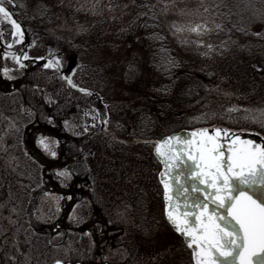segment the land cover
Returning <instances> with one entry per match:
<instances>
[{
    "label": "rangeland",
    "instance_id": "obj_1",
    "mask_svg": "<svg viewBox=\"0 0 264 264\" xmlns=\"http://www.w3.org/2000/svg\"><path fill=\"white\" fill-rule=\"evenodd\" d=\"M45 1L53 10L52 17L60 24V28H54L42 26L38 22L37 29L41 27L46 32V37H35L30 32L27 14L29 13L30 18L34 15L29 9L17 6L13 0H5V6L21 28L15 29L10 20H5L0 15V34L3 33V37H0V264H50L55 258L71 260L77 253L78 245L75 243H82L78 236H67L63 230L50 232L46 227L59 215L60 202V196L41 182L43 162L37 151L42 147L37 138L41 136V124L47 125V121L54 122V126L59 128L58 132L66 131L73 136L83 133L88 139V146L80 147L82 141L79 140L82 139L77 138V149L84 148L82 159L87 165L85 174L90 179L87 192L90 199H115V196H119L117 199H154L160 204L163 199L162 185L158 178L160 164L151 149L156 139L169 132L218 127L258 134L264 140V95L257 94L258 91L253 87L243 88L231 83L229 78L232 73L240 76L241 69L231 72L229 68L237 69L235 65L240 60L237 57L241 58V52L245 53L246 46H251V43L225 29L207 8L204 0H150L156 3L160 25L167 33L166 39L179 64L172 71L177 73L173 81L175 87L165 99L170 108L152 113L146 119L130 110L131 104L122 100V89L127 85H122L123 75L130 74L135 81L139 76L143 83L146 74L140 72L138 75L134 68L123 69L119 59L122 43L127 38L123 33L135 26L137 17L145 9L142 2L148 0ZM14 31L17 32L15 36ZM69 33L71 37L61 38H68L70 42L83 40L91 44L97 43L102 53L106 57L113 54L118 64L115 68L104 70L116 81L111 87V93L109 91L104 94L101 90L97 92L99 101L88 98L89 90H81L86 88L82 84V71L77 68L76 63L82 56L72 54V43L68 48L71 52L62 57L48 54L47 40L54 42L57 38L60 39L57 36ZM128 39L134 42L133 37ZM20 41H25L27 45L20 47ZM22 49L27 50L24 56L30 58L26 64V71H30L29 79H32L29 87H35L40 92L47 106L57 107L56 115L66 118L65 129L60 128L57 120L45 118V110L32 102L31 97L22 112L18 89L7 91L8 80L18 79L22 72ZM41 58L44 60L40 61ZM108 61L103 63L107 64ZM227 65H230L229 68ZM256 66L254 64L253 67ZM61 71L66 72V76ZM44 78L47 82L44 83L45 86H41ZM69 79L72 83H69ZM157 80L155 76V81ZM125 94L132 96L129 92ZM155 94L159 95L158 91ZM133 101L134 106L140 101L137 94ZM154 103L158 106L160 101L155 100ZM31 105H34L35 111L41 108L35 114L40 126L33 127L38 132L28 145L29 133L24 130V126L31 124L32 119L25 112H29L30 107H33ZM82 110L87 116L83 122L76 117ZM97 117L99 120H96ZM46 125L42 130H52L55 133L54 129L46 128ZM103 138L111 140L112 144L114 140L117 141L116 146L108 141L101 144ZM45 140L47 145L53 147L52 138ZM48 151L46 149V153ZM52 168L46 170L47 174L59 186L66 188L70 178L66 168ZM20 202L33 204L37 222L41 228L46 229L44 236L48 245H44L40 239L30 243L29 248L24 247L29 241L24 240V236L21 237L22 227L15 223L14 217ZM156 206L154 215L158 225L155 231L148 232L146 229L140 233H157L154 236L159 242L157 252L169 250V264L170 261H175V264L182 261L183 252L186 264H196L193 257L196 245L189 246L183 236L172 228L170 221L156 213L159 205ZM77 209H81V206L75 207ZM115 210L122 212L121 224L131 225L129 219L134 217L128 216L125 203L117 205ZM24 252H29L27 261L24 259Z\"/></svg>",
    "mask_w": 264,
    "mask_h": 264
},
{
    "label": "snow or ice",
    "instance_id": "obj_2",
    "mask_svg": "<svg viewBox=\"0 0 264 264\" xmlns=\"http://www.w3.org/2000/svg\"><path fill=\"white\" fill-rule=\"evenodd\" d=\"M0 15L10 20L15 29L21 28L5 0H0ZM192 137L177 141L183 147L161 153L168 157L164 163L169 173L183 163L185 171L175 173L177 194L183 198L185 209L191 205V212L174 211L180 200L173 203L165 181L169 221L189 246L196 245V264H264V144L220 128L213 132L196 129ZM156 151L160 152L159 145ZM185 172L193 178L191 190L186 187L188 182L181 179Z\"/></svg>",
    "mask_w": 264,
    "mask_h": 264
},
{
    "label": "trees",
    "instance_id": "obj_3",
    "mask_svg": "<svg viewBox=\"0 0 264 264\" xmlns=\"http://www.w3.org/2000/svg\"><path fill=\"white\" fill-rule=\"evenodd\" d=\"M13 1L17 6L29 9L34 15L33 18H30L28 13L27 18L30 32L34 34L35 37H46L47 35L46 32L41 30V27L37 29L38 22H40L42 26L60 28V24L58 25L56 23L59 21L52 17L53 10L47 6V1ZM204 3L220 20L222 26L232 35H237L241 40L251 43V46H246L245 53L244 51L241 52V58L237 57L240 59L235 65L237 69L233 67L229 68L231 63L227 65L230 71L232 70L231 72L241 69L240 76L233 73L229 76L231 83L239 84L243 86V88L253 87L255 91H258L257 94L264 95V0H204ZM142 4L145 9H143L141 14L137 17L138 20L135 26L130 27L128 31L123 33V36L127 38L126 40L124 39L125 42L122 43L123 49L119 60L123 69L134 68L137 70L138 75H140V72H143L144 75L146 74V79L143 83L138 78L139 76L135 81L132 80L130 74L123 75L122 85H127L122 89V100L127 101V104H131L130 110L132 109L133 112H138L141 118H147L152 113H160L163 111L162 109L166 110L170 108V105L166 103L165 99L171 89L175 87L173 81L177 73L175 74L172 71L179 63L166 39V37H168L167 33L160 25L156 11V3H152V1L148 0L143 1ZM47 37L50 36L48 35ZM57 37H60V39L57 38L54 41L56 43L47 40L48 54L54 57H62L65 53L68 54L71 52L68 48L71 47V43L73 44L72 54L75 56H82V58L77 60L76 64L77 68L82 71V84L89 90L88 98L92 99L93 97L90 96V94L100 90V92L104 94L109 91L111 93L113 91L111 87L115 85L116 79H113V77L104 70L110 67H117L118 64L114 55L110 53L109 56L106 57L97 46V43L91 44L83 40L70 42L68 38H61L71 37L70 33ZM129 37H133L134 42L129 41ZM39 60L42 61L44 59L41 58ZM105 60H109L107 64L103 63ZM254 64L257 65L256 68L253 67ZM29 72L27 70L25 74L28 83L25 86L24 96L26 100L31 97L33 99L32 102L38 104V106L41 105V108L45 109V100L41 98L40 92H38L35 87H29L30 81H32V79H29ZM60 73L66 76V72L61 71ZM155 76L158 78L157 81H155ZM57 80L59 81L60 77H58ZM46 82L44 78V81L41 82L40 85L45 86ZM155 91H158L159 95H156ZM124 92L132 93V96L128 97L129 95H126ZM135 94H137L140 101L134 106L133 99ZM67 100L69 101V99ZM155 100L160 101L158 106L154 103ZM31 106L34 108V105ZM41 108L36 109V112L40 111ZM17 208L18 210L14 214L15 223L20 224L22 227L20 231L21 237L24 236L26 238L24 240L29 241L24 247L29 248L30 243L40 239L44 242V245H48L44 236L46 230L41 228L40 224L37 222L36 209L33 204L29 205L28 202L25 204L20 202ZM36 222L38 225H36ZM20 226L17 227L19 230ZM28 253L29 252L23 253L25 261L28 260ZM12 254L13 251L11 255Z\"/></svg>",
    "mask_w": 264,
    "mask_h": 264
},
{
    "label": "flooded vegetation",
    "instance_id": "obj_4",
    "mask_svg": "<svg viewBox=\"0 0 264 264\" xmlns=\"http://www.w3.org/2000/svg\"><path fill=\"white\" fill-rule=\"evenodd\" d=\"M0 37H3L2 32ZM24 42L20 41L18 43L19 46H26L27 43ZM26 51V49H22L20 54V59H22V72L20 76L18 79H13L14 83H11L10 80L7 83L8 92L18 89L20 96H22L23 86L27 82L25 79L26 64L30 60V58L24 56ZM2 77L4 76L2 75ZM17 83L23 84L19 87ZM90 96L96 98L98 101L100 100L97 92L91 93ZM26 104L27 100L25 98L24 102L20 105L21 111L24 112ZM34 109L30 107L29 112H25L28 118L32 119L31 124L24 126V130L29 133L28 145L32 143V139H34L33 135L38 132V129H34L39 125L38 117L35 115L37 113ZM68 109L72 110L71 108ZM44 110L45 118L52 121L57 120L60 128L65 129L66 123L64 119L66 118L56 115V106L52 108L46 105ZM79 113L76 117H79L83 122L87 117L85 116L86 112L82 110ZM97 118L96 120H99ZM54 124V122L48 121L47 125L45 123L41 124L43 125L39 128L41 136L37 139L42 148L37 151V154L40 156V161L43 162L41 166V182L46 184L48 188L53 189L60 196L59 215L46 227L49 228L50 232L63 230L67 236L72 235V237L78 236L81 238L82 243H75V245H78L76 257L71 260H65V264H169V250H165L164 253H158L157 249L159 245L157 243L159 242L154 237L157 233H148L154 232L156 225H158V221L154 215V209L157 208L156 205H159V210L156 213L163 215V218L167 220L165 199H161L160 204L159 202H155L154 199H117L119 196H115V199H90L87 195L90 179L85 174L87 165L82 159L84 148L83 150L77 149L79 144L77 138L82 139L79 140L82 141L79 144L80 147L88 146V139L83 133L73 136L66 131L58 132L59 128L55 127ZM45 125L46 128L54 129L55 133L52 130H42V128H45ZM48 137L53 139V147L48 144V147L45 148L44 144H47L45 139ZM98 141L100 142L101 140ZM105 141L112 144L111 140H107V138H103L101 144ZM116 142L114 140L112 145L116 146ZM46 149H49L47 153ZM53 152H55V155L52 154ZM53 166L56 168L64 166L69 173L70 178L67 181L66 188L59 186V183L54 181L50 174H47L46 170L51 169ZM122 203L127 205L128 216L134 217V219H129L131 225L128 223L125 226L120 223L123 215H121L122 212L120 210H115V208ZM78 205L81 206V209L75 210V207L77 208ZM73 209L74 213H72ZM146 229L147 233H140V231ZM184 254L183 252V255H181L183 260L177 264H186ZM170 263L175 264V261H170Z\"/></svg>",
    "mask_w": 264,
    "mask_h": 264
},
{
    "label": "water",
    "instance_id": "obj_5",
    "mask_svg": "<svg viewBox=\"0 0 264 264\" xmlns=\"http://www.w3.org/2000/svg\"><path fill=\"white\" fill-rule=\"evenodd\" d=\"M208 130H209V132L214 131V129H208ZM228 132H229V134L236 133L240 136L253 139V140L257 141V143L264 144V140L258 134H253V133H248V132H237V131H230V130H228ZM192 133H193V131H188V130H184V129H180L178 131L171 132V133L164 135L161 138L157 139L153 145V148H152L153 154L160 161V164H161V168H160V171L158 173V176H159V180H160L162 187H163V199H165V197H164V191H165L164 182L167 181L169 183V186L171 189L169 192V196L172 197L173 203H175L177 200H180V203L176 204V207L174 209V211H176L177 213L185 211V210H187L188 212H191V205L189 204L187 206V209H185V207L183 205V198L179 197L177 194L178 183L175 179V173L185 171V169H184L183 163H181V167L179 169H172L171 173H169L165 169V163H164V161L167 160L168 157H167V155L162 156L161 153H167L168 150L170 148H173V147H183L184 145H178L177 141L178 140L183 141V140H187V139H193ZM158 145L160 148L159 153L156 151V148ZM162 173H164L163 177H162ZM170 176H171V179L169 178ZM181 179H184L188 182L186 187H188L189 190H191V183H192L193 178L188 176L185 172V175L183 177H181ZM196 195H199L201 197V199H203L202 194L197 193ZM170 210H172V209H170ZM166 217H167V214H166ZM167 219H168V217H167ZM170 224H171L172 228L175 230V228L171 222H170ZM182 236H183L184 240L186 241L185 236L184 235H182ZM57 261H59L60 264H64V262L58 258L54 259L50 264H56Z\"/></svg>",
    "mask_w": 264,
    "mask_h": 264
}]
</instances>
